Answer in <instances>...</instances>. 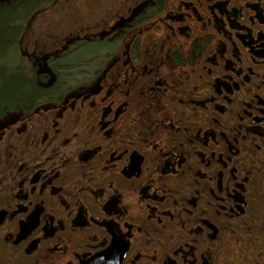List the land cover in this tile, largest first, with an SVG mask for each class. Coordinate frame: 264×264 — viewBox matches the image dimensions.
I'll return each instance as SVG.
<instances>
[{
    "label": "flooded vegetation",
    "instance_id": "flooded-vegetation-1",
    "mask_svg": "<svg viewBox=\"0 0 264 264\" xmlns=\"http://www.w3.org/2000/svg\"><path fill=\"white\" fill-rule=\"evenodd\" d=\"M6 22L0 264H264V0H0Z\"/></svg>",
    "mask_w": 264,
    "mask_h": 264
},
{
    "label": "trees",
    "instance_id": "trees-1",
    "mask_svg": "<svg viewBox=\"0 0 264 264\" xmlns=\"http://www.w3.org/2000/svg\"><path fill=\"white\" fill-rule=\"evenodd\" d=\"M9 22H6V24L4 25L3 29L0 31V47L1 46H4L6 43H8V40L10 41V30H9ZM0 51H1V48H0ZM5 93L4 95H2V99L1 100H4V102H7L8 99L7 97H9V94H8V87L9 85L5 84Z\"/></svg>",
    "mask_w": 264,
    "mask_h": 264
}]
</instances>
